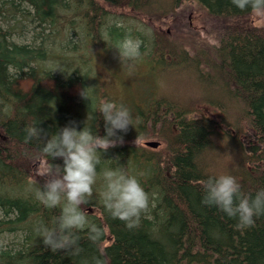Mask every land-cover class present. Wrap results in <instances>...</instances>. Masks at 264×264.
I'll list each match as a JSON object with an SVG mask.
<instances>
[{
    "label": "trees",
    "instance_id": "trees-1",
    "mask_svg": "<svg viewBox=\"0 0 264 264\" xmlns=\"http://www.w3.org/2000/svg\"><path fill=\"white\" fill-rule=\"evenodd\" d=\"M181 1L0 0L5 21L0 24V237H13L0 244V264H91L96 256L105 264H264V214L238 227L236 218L201 202L202 181L210 175H233L245 194L264 188V26L251 21L255 11L264 12V3L257 6L258 0H250L241 9L233 0H189L225 23L205 60V51L190 58L187 48L167 43V35L157 37L151 25L162 21L176 26L180 18L174 7ZM132 11L135 18L127 15ZM24 23L38 24L42 31L21 44L14 41V33L28 27ZM125 34L141 41V54L121 61L123 71L145 61L159 73L190 65L208 93L224 92L226 99L194 97L179 105L161 97L144 77L147 87L137 89V102L130 94L119 98L107 80L103 87L94 77L90 82L91 58L114 55L120 61L112 45ZM88 86L93 87L88 89L91 102L80 95ZM105 96L126 104L132 120L119 133L123 141L100 154L98 173L122 167L137 175L149 194V207L128 228L105 208L100 195L104 179L98 174L92 195L81 207L101 229L99 238L92 241L87 229H81L78 255L64 249L53 252L35 229L39 222L51 225L60 208L46 207L37 198L44 178L36 175V168L62 160L43 153L38 140L25 142L24 129L38 122L44 133H51L74 120L78 127L104 135V120L96 109ZM207 105L220 116L204 113L202 106ZM229 108H238L232 120ZM149 134L166 143V156L134 142ZM216 141L225 143L222 147L230 143L237 154L222 172L215 168Z\"/></svg>",
    "mask_w": 264,
    "mask_h": 264
},
{
    "label": "clouds",
    "instance_id": "clouds-1",
    "mask_svg": "<svg viewBox=\"0 0 264 264\" xmlns=\"http://www.w3.org/2000/svg\"><path fill=\"white\" fill-rule=\"evenodd\" d=\"M250 0H233L243 9ZM264 0H258V5ZM141 41L125 34L116 40L112 47L117 50L121 61H130L140 56ZM56 70V69H55ZM54 71V70H53ZM80 90V95L91 102L88 89ZM96 111L104 120V135L93 132L85 125L78 127V122L69 121L55 132L44 133L38 122L25 127L24 140H38L41 151L54 158H61L62 163L37 165L36 175L43 177V184L36 189L37 198L44 206H59L60 213L51 225L39 222L36 231L45 246L53 252L64 249L67 253L78 255L81 251L79 230L87 229L90 240L95 241L101 229L91 223L87 212L81 205L93 193L98 174H102L104 187L100 193L105 208L114 218L123 220L128 228H134L140 221L141 214L149 207V194L138 179L122 167H107L98 173L101 153L123 141L120 132H126L131 125L130 109L123 102L108 97H101ZM44 133L45 139H41ZM202 203L215 206L228 217L237 220L238 227L254 223V217L264 214V188L255 195L242 192L237 178L228 173L210 175L202 181ZM91 264H105L101 256L93 257Z\"/></svg>",
    "mask_w": 264,
    "mask_h": 264
},
{
    "label": "rangeland",
    "instance_id": "rangeland-1",
    "mask_svg": "<svg viewBox=\"0 0 264 264\" xmlns=\"http://www.w3.org/2000/svg\"><path fill=\"white\" fill-rule=\"evenodd\" d=\"M174 10L178 12V18L184 19L181 21L179 19L178 24L174 27L168 24L162 25V21L152 22L151 25L154 27V30H156L157 37L167 35L165 41L171 45L179 43V47L187 48L190 58L202 57L201 55L205 51L204 59L209 60V54L213 52L211 48L217 45L218 38L223 34L222 30L225 29V23L218 18H211L210 14H208L205 9H203L195 1L182 0L180 4L174 7ZM127 15H129L131 18H135L134 15L136 14H134L132 11L127 13ZM251 19L254 25L264 26V12L255 11ZM4 22V19H2L0 16V24ZM11 23L13 24V21ZM23 25L28 27H23L20 30L15 29L14 33V41L21 44L30 43L33 33L42 31V28L38 27V24L24 23ZM94 56L95 59H93V57L91 58V63L93 62V68L91 70H87L90 71L88 73L89 75H87V78H89V81L91 82L94 77V80H96L97 84L101 85L102 87L104 86V82L107 80V87L110 88V90H113L119 98H122V100L130 94L132 95L133 100L139 102L141 98L137 93V89H139L141 92L143 88L147 87L141 81L145 78L146 83L152 86L161 97L174 101L179 105L186 104L194 97L203 100L204 98L210 100L219 99L221 102H224L226 99V96L224 95L226 93L224 92L214 91L215 93H208V91H206L208 88L197 81L196 67H190V65H184L183 68L179 66L162 68L160 69L159 73V68L156 71L154 68L155 65L145 61L143 62L145 66H140L139 68L133 69L132 71H122L125 72L123 74L121 72L123 67H119L120 61L114 55H110L107 58H102L100 54H95ZM169 60L172 59L170 58ZM173 60L174 61L172 62L174 63L177 58L173 56ZM106 64L112 65L113 67L107 66ZM114 68H116V71ZM203 72L206 73L207 71H205L203 68ZM90 73H93V76L92 74L90 75ZM102 90L106 91L107 89L103 88ZM141 104L145 105L144 102H141ZM202 110L204 113L211 114L214 117L220 116V111L212 105L202 106ZM235 110L238 111V108L228 109L230 120H232V116H234L232 114H235ZM151 134H149V136H147L145 139L140 141L136 140L134 142L137 145H143V147L149 148L150 151L161 154V156H166V143L161 138L155 137L154 135L152 136ZM147 142H157L159 145L154 148L148 146ZM220 142L218 144L216 141L218 146L215 151V162L218 164L214 162L216 164L215 168L218 172H222V170L224 171L225 168V170H227L229 164L237 156L235 151H231L234 150V147L230 145V143L226 145V147H222L220 145L225 143ZM11 241H13L12 236L4 237L3 235L0 237V244H8Z\"/></svg>",
    "mask_w": 264,
    "mask_h": 264
},
{
    "label": "bare ground",
    "instance_id": "bare-ground-1",
    "mask_svg": "<svg viewBox=\"0 0 264 264\" xmlns=\"http://www.w3.org/2000/svg\"><path fill=\"white\" fill-rule=\"evenodd\" d=\"M18 19H19V18H18ZM26 22H27V21H26ZM122 67H123V66H122ZM122 67H121V68H122ZM122 69H123V68H122ZM122 69H121V72L123 71ZM131 71H132V70H131ZM126 72H127V70H126ZM128 72H129V71H128ZM122 73L124 74L125 72H122ZM148 143H154L155 145H149ZM147 145L155 148V147H157V146L159 145V143H157V142H147Z\"/></svg>",
    "mask_w": 264,
    "mask_h": 264
},
{
    "label": "water",
    "instance_id": "water-1",
    "mask_svg": "<svg viewBox=\"0 0 264 264\" xmlns=\"http://www.w3.org/2000/svg\"><path fill=\"white\" fill-rule=\"evenodd\" d=\"M149 145H155L154 143H148Z\"/></svg>",
    "mask_w": 264,
    "mask_h": 264
}]
</instances>
